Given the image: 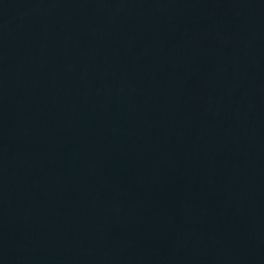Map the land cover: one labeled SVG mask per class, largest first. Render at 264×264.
I'll use <instances>...</instances> for the list:
<instances>
[{
    "label": "water",
    "instance_id": "water-1",
    "mask_svg": "<svg viewBox=\"0 0 264 264\" xmlns=\"http://www.w3.org/2000/svg\"><path fill=\"white\" fill-rule=\"evenodd\" d=\"M0 264H264V0H0Z\"/></svg>",
    "mask_w": 264,
    "mask_h": 264
}]
</instances>
